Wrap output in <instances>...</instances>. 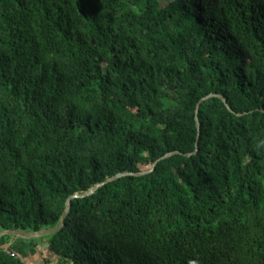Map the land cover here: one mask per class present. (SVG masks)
<instances>
[{
  "label": "trees",
  "instance_id": "obj_1",
  "mask_svg": "<svg viewBox=\"0 0 264 264\" xmlns=\"http://www.w3.org/2000/svg\"><path fill=\"white\" fill-rule=\"evenodd\" d=\"M174 153L0 264H264V0H0V232Z\"/></svg>",
  "mask_w": 264,
  "mask_h": 264
},
{
  "label": "water",
  "instance_id": "obj_2",
  "mask_svg": "<svg viewBox=\"0 0 264 264\" xmlns=\"http://www.w3.org/2000/svg\"><path fill=\"white\" fill-rule=\"evenodd\" d=\"M214 97L220 98L225 103V105L227 106V108L229 110H231L232 112H235L234 109L229 106L227 100L222 95L212 94V95H210V96H208V97H206V98H204V99H202L200 101V103L197 106V111H196L197 115L199 113V109H200L201 105L204 102H206L207 100L212 99ZM239 115L241 116L242 114H239ZM196 122H197L198 130L200 131V123H199V119L198 118H196ZM196 146H197V151H196L195 154H188V155H185V156L191 158L193 155H197L198 152H199V144L197 143ZM178 154H181V153L168 154V155L162 157L159 161H157L155 163V165L153 166V168L150 171L143 172V173H139V174H132V173L118 174L117 176H115V177H113L111 179L106 180L104 183L97 185L95 188H93L92 190H90L86 194H83V195H75V196L69 198L68 201H67V203H66V209H65L64 215H63V217L61 219V223H60L59 226H57L54 229H50V230H47V231H44V232H41V233H37V234L20 232V231L0 232V240L2 238H4V237H13L15 239H24V240H39V239H43V238L48 237V236L55 235V234L59 233L64 228L65 221H66V219H67V217H68V215L70 213V210H71V202L73 200H80V199H85L87 197H91L98 190H100L101 188H103L104 186L109 185V184H111L113 182H116V181H118V180H120L122 178H125V177H141V176H145V175L151 174V173H153V171L155 170L156 166L160 162H162V161H164V160H166V159H168V158H170V157H172L174 155H178Z\"/></svg>",
  "mask_w": 264,
  "mask_h": 264
},
{
  "label": "crops",
  "instance_id": "obj_3",
  "mask_svg": "<svg viewBox=\"0 0 264 264\" xmlns=\"http://www.w3.org/2000/svg\"><path fill=\"white\" fill-rule=\"evenodd\" d=\"M16 242V239H13L12 242L10 243V245H13V243ZM24 248H28V246H25ZM40 249V250H38ZM29 251H26L24 257H23V262L25 264H45L44 262L46 261L48 263V261L50 259L53 260V258L49 257V247L47 244H40L37 247V252L36 254H28ZM44 254L47 256L44 257ZM50 258V259H49ZM53 264V263H52Z\"/></svg>",
  "mask_w": 264,
  "mask_h": 264
},
{
  "label": "rangeland",
  "instance_id": "obj_4",
  "mask_svg": "<svg viewBox=\"0 0 264 264\" xmlns=\"http://www.w3.org/2000/svg\"><path fill=\"white\" fill-rule=\"evenodd\" d=\"M40 240V239H39ZM44 257L47 258V256L44 254ZM50 259V258H49ZM48 262H51L50 260ZM45 264H50V263H47L46 261L44 262Z\"/></svg>",
  "mask_w": 264,
  "mask_h": 264
},
{
  "label": "built area",
  "instance_id": "obj_5",
  "mask_svg": "<svg viewBox=\"0 0 264 264\" xmlns=\"http://www.w3.org/2000/svg\"><path fill=\"white\" fill-rule=\"evenodd\" d=\"M8 254H9V252L8 251H6Z\"/></svg>",
  "mask_w": 264,
  "mask_h": 264
}]
</instances>
